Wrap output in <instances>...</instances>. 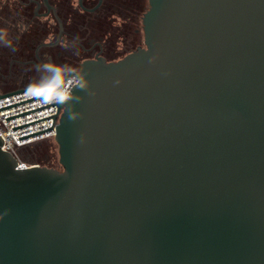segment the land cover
Listing matches in <instances>:
<instances>
[{"label": "water", "instance_id": "1", "mask_svg": "<svg viewBox=\"0 0 264 264\" xmlns=\"http://www.w3.org/2000/svg\"><path fill=\"white\" fill-rule=\"evenodd\" d=\"M142 24L81 63L79 119L13 128L56 118L60 169L0 137V264H264V0H149Z\"/></svg>", "mask_w": 264, "mask_h": 264}, {"label": "flooded vegetation", "instance_id": "2", "mask_svg": "<svg viewBox=\"0 0 264 264\" xmlns=\"http://www.w3.org/2000/svg\"><path fill=\"white\" fill-rule=\"evenodd\" d=\"M20 8L11 10L13 15L19 17L22 9L32 8L33 18L42 21L41 27L37 30V41L29 43L28 36L31 29L26 23L15 24L14 30L23 39L16 52H11V65L19 64L21 69L9 76L10 79L28 77L36 74L34 66L51 57L56 63H67L80 70L81 63L87 59L103 57L107 61H115L119 58V51L123 49L126 40H131L132 29L129 24H119L116 27L119 34L116 40L111 39L108 32L97 34L94 26H98L102 19H139L143 18L149 8L146 5L149 0H48V4L53 9H49L44 0H18ZM60 21H58L57 18ZM87 19L84 32L79 33L75 19ZM115 22H112L114 24ZM127 25V26H126ZM126 28V33L124 32ZM139 30L134 31V35ZM129 33V34H128ZM131 33V34H130ZM79 37L78 48H66V41H71ZM113 40V42H112ZM24 41V42H23ZM26 41V42H25ZM122 45V47H120ZM139 47L137 45L136 49ZM134 50H127L128 53Z\"/></svg>", "mask_w": 264, "mask_h": 264}, {"label": "clouds", "instance_id": "3", "mask_svg": "<svg viewBox=\"0 0 264 264\" xmlns=\"http://www.w3.org/2000/svg\"><path fill=\"white\" fill-rule=\"evenodd\" d=\"M78 42L79 37H76L71 41H66L64 46L76 49ZM0 47L10 48L13 52L17 50L11 42L8 32L4 29H0ZM34 68L37 75L27 85L26 93L41 104L63 106L70 122L79 119L82 114L76 110L75 106L83 100V97L78 95L76 90L79 89L94 95L90 91L87 73L67 63H56L51 57L36 64ZM2 218L3 214H0V219Z\"/></svg>", "mask_w": 264, "mask_h": 264}, {"label": "built area", "instance_id": "4", "mask_svg": "<svg viewBox=\"0 0 264 264\" xmlns=\"http://www.w3.org/2000/svg\"><path fill=\"white\" fill-rule=\"evenodd\" d=\"M27 86L19 87L24 88ZM18 89V88H16ZM16 89L10 90V91H3L0 89V95L9 93L11 91H14ZM35 99L33 97H30L26 91L17 93L5 98L0 99V109L16 105L28 100ZM46 106L44 104L39 103L37 100L30 101L21 105H17L8 109H4L0 111V137L3 141L2 149L5 151H8L12 153L16 158L20 161V168L27 167L30 165L29 163L23 161L19 155L18 150L20 148L31 146L39 141H42L44 139L48 138H54L56 134V125L58 123V120L55 118H49L45 119L30 125H26L17 129H14V127L33 122L48 116L55 115L58 109V105H52L31 113H27L9 120H6V118ZM59 114V110L57 113V116ZM54 121V123H53ZM53 124V126H52ZM52 126V128H50ZM50 128V129H47ZM47 129V130H44ZM44 130V131H41ZM41 131L39 133L33 134L31 136L25 137L23 139H19V137L35 133ZM23 161V163H22Z\"/></svg>", "mask_w": 264, "mask_h": 264}, {"label": "rangeland", "instance_id": "5", "mask_svg": "<svg viewBox=\"0 0 264 264\" xmlns=\"http://www.w3.org/2000/svg\"><path fill=\"white\" fill-rule=\"evenodd\" d=\"M19 2L18 0H0V29H4L7 32H9L8 30V26H5L4 23L5 21H3L5 19V17H9V18H17L18 16L13 15L11 10H13L14 12H16L15 7L20 8L19 6ZM15 9V10H14ZM25 13H32L33 14V6L32 8H27L24 11ZM7 20V19H6ZM116 21V27L119 26V24H123L121 19H117ZM25 22V21H24ZM129 26L132 29V33L130 37V41L126 40L125 44L120 45V47H122L123 49H121L119 51V58L124 57L125 55L128 54L127 50H136L137 45L139 46H144V33H143V25H142V20H138L137 22H129L128 23ZM115 27V29H117ZM139 30L138 34L134 35V31L135 30ZM124 32L125 34H127L126 32V28H124ZM119 34V32L117 30H114L111 32V39L113 38V40H116V36ZM129 34V33H128ZM11 35V34H10ZM112 40V42H113ZM11 49L7 48V47H0V88L1 89H5V90H11V89H15V88H19L21 86H25L28 85L33 78L37 75L35 74L34 76H32L31 72L28 77H21V78H17L16 80L14 79H10L9 76H14V74L16 72H18L21 69V66L19 64L14 63L13 65H11V58L13 56H11ZM23 69V68H22ZM21 69V70H22ZM22 160L24 161H28L32 164H40L42 165L43 163H46L48 165L51 166H57V164H59V153H58V145L55 141H51L49 140L48 142L38 145V146H34L33 148L27 149L25 150V152H23L22 155ZM58 169H60L59 167H57Z\"/></svg>", "mask_w": 264, "mask_h": 264}, {"label": "trees", "instance_id": "6", "mask_svg": "<svg viewBox=\"0 0 264 264\" xmlns=\"http://www.w3.org/2000/svg\"><path fill=\"white\" fill-rule=\"evenodd\" d=\"M148 4H149V2H147L146 3V5L148 6ZM149 9V8H148ZM24 11H25V9H22V12H20L19 13V17H18V19L16 18H9L8 16L7 17H5V19L3 20V21H5V23H4V25L5 26H8L7 28H8V30H9V32H8V34H9V38H10V40H11V42H12V44H13V46L17 49L19 46H20V43H21V41L23 40V39H20V35L19 34H17V33H15V32H12V30H14L13 28H14V26H15V24H22V23H26V24H28V26L30 27V29H31V33H30V35L28 36V39H29V43L31 44V45H34L33 44V40H36L37 41V37H38V34H37V30H39L40 29V27H41V24H42V21L41 20H39V19H32L33 18V14L31 13H25L24 14ZM7 19V20H6ZM142 20L143 18H139V19H122V21H124L126 24L127 23H129V22H137L138 20ZM87 19H82V18H76L75 19V21L74 22H76V25H77V28H78V32L79 33H82V32H84V26H87L86 24H85V21H86ZM25 21V22H24ZM112 22H115L116 23V21L115 20H110V19H102V20H100V23H99V25L98 26H94V31H95V33H97V34H101V33H105V32H109L110 34H111V32L112 31H114V30H118V29H115V23L114 24H112ZM143 25V24H142ZM127 26V25H126ZM118 27V26H117ZM11 34V35H10ZM24 42V41H23ZM26 42V41H25ZM16 52V51H15ZM25 86H27V85H25ZM21 87H23V86H21ZM1 89V88H0ZM16 89V88H15ZM1 90H3V91H10V90H5V89H1ZM11 90H13V89H11ZM49 140H51V141H55L54 140V138H48V139H44V140H42V141H39V142H37V143H35V144H33V145H31V146H26V147H23V148H20L19 150H18V155H19V157L21 158L22 157V155H23V152H25V150H27V149H30V148H33L34 146H38V145H41V144H44V143H46V142H48ZM22 159V158H21ZM25 160V159H24ZM23 160V161H24ZM25 162H27V163H29V164H32V163H30V162H28V161H25ZM41 166H47V167H50V168H57V167H59V168H61V166H60V164H57V166L55 167V166H51V165H48V164H46V163H43Z\"/></svg>", "mask_w": 264, "mask_h": 264}]
</instances>
